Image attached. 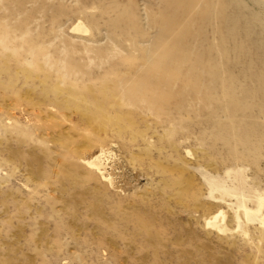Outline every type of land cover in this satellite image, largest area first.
Segmentation results:
<instances>
[{
  "label": "rangeland",
  "instance_id": "obj_1",
  "mask_svg": "<svg viewBox=\"0 0 264 264\" xmlns=\"http://www.w3.org/2000/svg\"><path fill=\"white\" fill-rule=\"evenodd\" d=\"M0 264H264V0H0Z\"/></svg>",
  "mask_w": 264,
  "mask_h": 264
},
{
  "label": "bare ground",
  "instance_id": "obj_2",
  "mask_svg": "<svg viewBox=\"0 0 264 264\" xmlns=\"http://www.w3.org/2000/svg\"><path fill=\"white\" fill-rule=\"evenodd\" d=\"M73 31H76V32H83V29L80 28V26H75L73 28ZM102 162V161H101ZM86 165L91 168V169H94L98 172L101 171V163H100V160H99V157H95L93 159H91L90 161L86 162ZM254 202V201H253ZM253 206V205H252ZM255 207H257V203L255 204L254 202V207L252 208V210H247L245 209L244 207H240L239 206V210L242 211V213L245 215L246 218H253V216L256 215L257 211L255 209ZM237 209V208H236ZM221 215V214H220ZM218 216H213L212 218H210V220H216ZM214 226L217 228V229H220V227L217 225V224H214Z\"/></svg>",
  "mask_w": 264,
  "mask_h": 264
}]
</instances>
